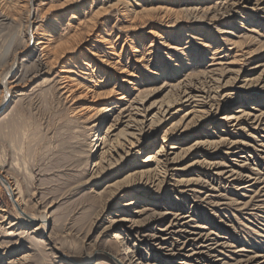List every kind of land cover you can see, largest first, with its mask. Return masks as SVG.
Returning <instances> with one entry per match:
<instances>
[{"label": "rangeland", "instance_id": "1", "mask_svg": "<svg viewBox=\"0 0 264 264\" xmlns=\"http://www.w3.org/2000/svg\"><path fill=\"white\" fill-rule=\"evenodd\" d=\"M41 1L0 0V10L3 9L5 14L4 19H0V171L12 184L19 185L23 207L27 211L49 216L50 229L46 232L39 229L34 233L37 225L19 226L17 233L20 235H7L4 229L17 218L18 211L0 181V208L7 209L10 216L0 222V264H112L110 260L99 258L96 251L101 248L120 253L125 245L132 251L138 250L136 237L128 231L131 222L120 221L122 218L138 221V230L159 231L174 219L176 206L187 208L185 213L198 211V215L190 212L191 216L183 221H190L192 227L198 225L199 230L211 234L222 244L223 241L227 243V247L219 248L220 256L214 258L216 264H233L257 254L262 256L252 264L264 262V0H246L233 10L221 9L229 0H122L128 3L123 5L129 6L126 13L122 5L110 7L116 3L114 0H70V3L67 0H43L44 4L39 6ZM168 6L174 13L163 19L160 16ZM76 7L78 12L74 11ZM188 7L208 10V17L199 18V14L194 16L180 11ZM178 10L180 12H176ZM80 19L86 22L75 28ZM41 23L43 29L57 28L54 33L57 40L71 36L79 39L73 42L75 48L66 58L80 52L91 57L98 54L104 56L103 59H116L115 67L121 69L109 76L102 74L93 63L86 66L79 60L71 68L81 82L80 89L73 94H63V90L50 80L55 73L35 74L34 61L39 51L31 54L30 49L36 41L31 40L30 44L28 41ZM101 30L113 40L118 56L109 54L113 50H108L107 55L101 52L105 46H101L96 36ZM164 41L165 45L172 43L180 48L179 57L184 59L189 54V59L180 64L182 68L178 75L164 74L149 79L156 74V66L161 62L176 63L178 56L174 52L170 54L172 58H166L169 50ZM28 46L31 48L26 50ZM236 54L243 55L241 60L231 63ZM221 56H226L223 65L217 64ZM15 57L19 64L15 82L18 85L7 92L3 84L16 71L12 64ZM239 69H242L240 74ZM206 75L220 78L221 83L216 90L219 96L212 91L214 99L205 98L208 105L203 109L212 111L209 110V116L204 118L195 111L180 124L189 123L187 131L165 132L172 123L193 110L192 105L174 103L165 119L157 123L152 132L148 130L142 136L143 145L135 147L126 156L125 148L120 149L119 154L125 158L109 164L111 157L116 161L120 155L103 154V151H109L116 138L123 142L126 132L133 130L126 126L129 118L125 115L117 118L120 106L116 107L115 113H109L110 117L102 126L91 129L93 123L85 119L80 110L94 100L102 101L96 97L94 89L119 90L118 84L123 78L137 84L140 80L138 87L142 96L137 105L152 110L153 119L159 118V108L175 97L179 82L199 83L198 80ZM198 85L201 88L202 85ZM87 87L91 90L85 91ZM83 90L87 93L81 97ZM226 93L230 95L221 98ZM137 95L135 90L131 99ZM241 110L248 116L237 125H234L236 121L226 123L221 119L238 115ZM198 142L203 144L196 151L193 148ZM160 146L164 147L161 154ZM231 146L234 148L230 149ZM190 148L192 151L189 152ZM168 152H174L176 155L173 153L171 158L177 159L169 167L163 166L161 172L169 170V183L188 181L181 188L192 192L187 193L184 202L181 197H176L173 184L157 188L147 183L148 178L153 179L154 169L160 171L161 167L145 160ZM213 162L243 173L241 180L238 177L233 182L226 175L211 182L207 166ZM140 172L147 173L140 177L143 175ZM119 186L124 188L113 197ZM155 195L159 196L157 203L149 201ZM135 196L143 197V202L138 204L146 209L142 215L133 213L134 208L128 205ZM200 197L206 203L201 201L203 204L194 210ZM168 211L172 214L166 215L168 218L161 225L151 223L146 226L153 215ZM116 234H120L125 243H119ZM187 235L191 236L190 233ZM41 240L45 242L41 243ZM54 246L59 250L52 249ZM54 252H62L67 258L58 257ZM93 252L97 260L83 261ZM72 257L81 260L75 261ZM164 257L160 264H177L182 256ZM145 258L146 263L160 260L148 255Z\"/></svg>", "mask_w": 264, "mask_h": 264}, {"label": "bare ground", "instance_id": "2", "mask_svg": "<svg viewBox=\"0 0 264 264\" xmlns=\"http://www.w3.org/2000/svg\"><path fill=\"white\" fill-rule=\"evenodd\" d=\"M33 1H35V0H33ZM114 1H116V3L112 4L110 6L111 8L114 6H117V5L118 6L122 5L121 8H123L124 12L129 10L128 5H126V6L123 5V4H128L127 2L123 3L122 0H114ZM67 2L70 3V0H67ZM71 2H72V0H71ZM242 2H246V0H229L228 4H226V5L224 4L221 9H224V7H225L226 10L227 9L233 10L236 7V5L241 4ZM42 4H44L43 0L40 2L39 6H41ZM2 6H4V5H2ZM171 6L165 7V9H163V14H161V16L159 14V16L161 18L165 19L170 13H174V10L171 8ZM77 7H78V5H77ZM77 7L74 9L75 12L79 11L77 9ZM219 8H220V6H219ZM180 11H185V12H188V14L191 13L193 15L199 14L200 15V16H198L199 18L206 17L208 15V12H209L208 10H202L201 11L200 9L191 8V7L181 8ZM180 11L178 10L176 12H180ZM124 12H122V14ZM135 14H136V16H138L137 13H135ZM4 15L5 14L3 12V9L0 10V19H2L4 17ZM94 15H95V13H94ZM95 16H94V18H95ZM97 16H99V13ZM159 16H157V17H159ZM73 17L76 18L77 16L73 15ZM133 18H134V15H133ZM92 19H93V17H92ZM177 20L178 19H176L175 21H177ZM78 21H77L78 22L77 25L74 26L75 28L82 26L83 25L82 22H86V21H82L81 19ZM29 22L30 21H28L27 23H29ZM32 23H35V21H33ZM29 25H31V23ZM92 25H94V23H92ZM43 27H44V25L41 23L36 28L35 32L30 35L28 43L31 40L32 41L35 40L36 43L34 46H32V47H34L33 49H30L31 47L28 46V48H26V50L30 49L32 52L31 54L35 53V51H36V53H37V51H39L38 56H37L36 60L34 61L35 62L34 63L35 64V74L36 75H39V74L51 75V74L55 73L54 78H52V79L49 78V79L53 81V84H55V83L57 84L60 91L63 90V94L64 93L73 94L76 90L80 89L81 82L79 81V78L76 77V75L74 74L75 72L71 68L72 64H74L73 66H75L77 64V62H79V60L81 62L83 61L84 62L83 64L86 66H90V64L93 63L95 66H98V68L102 72V74L109 75V76L112 75L113 73L117 74L118 70L121 69L120 67H115V64L117 63L116 59L114 61H111V59L113 60V58H109V57L107 58L106 56L105 57L107 59H105V58L103 59L104 56L100 57L98 54L97 55L94 54L96 56L91 57V56L85 55L83 52H80V53H76L74 56H72V58H70V57L66 58L67 57L66 55L74 50L75 47H74L73 42L75 40H77L78 38H76L75 36H71V37H68V39H65L62 41L57 40V39H55V36H54L55 35L54 33H56V30H57L56 27L52 26V28H46V29H43ZM92 30H93V28H92ZM89 31H90V29H89ZM94 33H96V32H94ZM155 33L157 34V32H155ZM152 34H154V32ZM96 36L99 38L101 46H105V48L101 52H104L105 55H107L106 53L110 52L108 50H113L109 54H115L116 55L117 50H116L115 46L113 45V43H114L113 40L110 39L111 40L110 41L106 37V36H109L108 33H105V31L104 32L103 31L97 32ZM159 37H161V36L159 35ZM163 44L166 47V49L169 50L166 53L167 59L172 58V56L170 55L171 52H174L177 55L178 54L177 52L180 51V48L174 47L172 45V43H167V45H165V41H164ZM30 50H28V51H30ZM220 51H222V50H219V52ZM186 55H187V58H184V59H182L181 57H179L177 55L178 57L175 60L176 63L168 64L165 62H163V63L161 62L158 66H156V69H157L155 71L156 74L151 75L149 77V79L159 78L160 76H163L164 74L168 75L170 77H173L174 75H178L180 72L179 70L182 68V66L180 64L181 63L185 64V60L189 59V57H188L189 54H186ZM116 56H118V55H116ZM240 56H243V55L236 54L234 57V61H232L231 63H234L237 60H241ZM225 57L221 56L220 58H218L219 61L217 64L223 65L222 62H223V60H226ZM143 59H144V57H143ZM138 60H139V58H138ZM138 60H135V61L139 62L140 60L139 61ZM172 61H174V60H172ZM141 62H143V61H141ZM12 64H13V70H16V71H13L12 74L10 73L11 75L9 76L8 79H6L7 81L3 84L4 88H5L4 90H7V92L10 90H13V88L18 85V84H15V82L18 78L17 74L19 72V64L17 65V58L16 57L14 58V62ZM211 65H215V64H211ZM57 67L58 68L60 67V68L58 70L54 71ZM109 68H112V69H114V71L115 70L116 71L115 72L113 70L111 71V70H109ZM241 71H242V69H239L238 74H240ZM122 72L123 71H121V73ZM208 78H210V80ZM219 79L220 78H215L214 76L206 75V76L201 77L200 80H198L199 83H196V82L193 83V81H190V82L189 81H186V82L181 81V82H179L177 85V91H176L175 97L172 100H170L169 103L166 104V106H162L159 108L158 114H161L159 118L156 117V118L151 119L152 110H150L149 108L141 109L140 107H138L139 105H137V104H139L141 102L139 99H140V96H142V91L138 87L140 80L138 81V84H137V82L132 81V80L127 79V78L121 79L120 82L121 83L126 82L130 85H125V84L120 83V84H118L119 90H115V88L107 90V91L106 90L105 91H98L99 90L98 88H97V90L94 89V93L97 94L96 97H98V99L100 98L102 101L94 100L91 105L83 107L80 111H82V114L85 115L84 116L85 119H88V121L93 123L92 128H91V129H93V127L102 126L104 121L110 117L109 113L110 112L115 113L116 107L120 106L121 110L119 111L117 118H122V115H125L124 117L129 118V120H127V122H126V126H127V128L133 130V132H129V133L126 132L127 137L124 139L123 142H122V140L120 141V139H117V138L115 141L113 140V143H111L112 145L110 147V150L109 151H107V150L103 151V154H106L107 152H109L113 156V152H114V154H117L119 156L120 155L119 150L120 149L122 150V148H125L124 154L126 156V155L130 154L131 151L135 147H140L141 145H143L142 136L144 134H146L148 132V130L153 131V129H155L157 127V123H159L160 121L162 122L165 119V115L167 113H169V108L171 106H173L174 103L175 104L181 103L182 105H183V103H185V104L192 105L193 110L190 112V114H188L189 113L188 112L187 113L188 116H186V117L184 116L180 121H177L176 123H172L171 128L169 127V130H166L165 132L170 131L172 133H175L176 131L180 130L181 133H183L184 131H187L189 123H187L185 126H184V124L180 126V124H182V122L184 120L188 119L190 117V115L192 113H194L195 111L197 113H201L202 116L205 118L211 111L210 109H209L210 111L203 109V106L207 107V105H208V101H206L205 98L214 99L213 96L211 95L212 91H215L216 94H218V91H216V90H218L221 87V83H219V81H220ZM100 83H101V81H100ZM198 84L202 85L201 88L199 87ZM207 87H209V89ZM206 88H207V90H206ZM88 89L91 90V88L87 87L85 89V91H90ZM120 90H123V91L120 92ZM135 90L138 91V95L136 96V98L131 99V96L134 94ZM97 92H99V93H97ZM83 93H87V92H84V90H83L81 93V97H82ZM7 95H8V93H7ZM229 95H230L229 93H226L221 98H223L224 96H229ZM218 96H219V94H218ZM212 105H214V104L212 103ZM219 105H221V101H219ZM126 113H127V116H126ZM238 113H240V114L235 115V116H224L221 119L226 120L225 121L226 123H231L233 121H236V123L234 125H237L238 124L237 122L242 120L244 117L248 116V114L245 113L244 110H241ZM219 120L220 119H218L217 122ZM147 124H149L148 125L149 128L146 130ZM207 143H210V142H207ZM202 144L203 143H200V142L196 143L195 148H193V149L197 151L199 148H201L200 145H202ZM208 146H210V145H208ZM163 148H164L163 146L159 147V149H160L159 154L164 152ZM173 148H175V147H172V149ZM233 148H234V146L230 147V149H233ZM191 149L192 148H190L189 152L192 151ZM173 153L168 152V153H164L163 155L157 154L158 156H150V157H148V159L145 160V161H150V162H156L159 165V167H161L160 171L158 170V168L154 169V171H156L155 173L152 171L155 175H153V179L148 178L147 183L150 182V183L154 184V186H156L157 188L158 187L162 188L163 185L166 186V185H172L173 184V183H169V181L171 179L167 180L170 177L169 176L170 173H168L169 170L166 169V171H164L163 173L161 172V170L163 169V166L169 167V165L173 161H175V159H177L175 157L171 158V155ZM123 156L124 155H122V156L120 155L118 157L119 159H116V161L115 160L112 161L113 158L111 157L109 164H113L115 162L118 163L119 160L121 161V160H123V158H125V156L124 157ZM207 169H208V173L211 172V175H209V176H211L209 178L211 180V182H215L216 180L221 179V178L223 179V176H226V175H228V177H230L229 178V179H231L230 181L234 182V180H236L238 177L241 180V178L243 176V173H238L235 169L231 168V166L221 164L219 162L209 163L207 166ZM150 170H152V169H150ZM147 172H150V171H147ZM147 172H144V173L140 172L141 174H143V175H140V177H144V175H146ZM149 174H148V176H149ZM0 175L2 176L1 171H0ZM138 175H139V173H138ZM236 175H238V176L236 177ZM3 178L6 180V183H5L6 191H8L10 196L14 198L15 207L18 211L17 218H15L14 221H11L8 228L4 229V232L7 235H12V234L20 235L19 233H17L19 226H25V228H29L33 225H37L35 227L34 233H37V231L39 229H42V232H46V230H49L50 229L49 228V225H50L49 216L48 215L43 216V215H37V214L35 215L32 212L27 211L26 207L25 208L23 207L24 200L22 199V191H21L20 187H18L19 185L15 186L14 184H12L7 179V177L6 178L3 177ZM172 180H175V179H172ZM187 184H188V181L187 182L178 181V182H175V184H173L174 185L173 191L175 192V194H177L176 197L177 198L181 197L182 201L185 200V197H187L186 196L187 193L191 191L189 189L186 190L184 188H181ZM123 188H124V186H119L117 188V191H115L114 195H112V196L113 197L117 196V194H119V192H121V190ZM210 195H211V193H210ZM112 196H110V197H112ZM144 196H146V195H144ZM201 197L196 200L198 202L195 203V205L193 206L194 210H196L195 209L196 207L197 208L199 207L201 201L205 202L203 199H201ZM141 198H143V197L142 196L141 197L135 196L134 199L128 204L129 206H131V208L132 207L134 208L133 213H137L138 215H142L146 210V209H142L141 205H138V204L143 202V200ZM158 200H159V196L155 195V196H152L149 201L157 203ZM201 204H203V203H201ZM216 205H217V203H216ZM176 207L177 208H176V212L174 214V219L170 222V224L166 225L165 227L163 226L162 228H160L159 231L157 229L151 230V232H150V230H144V231L138 230L137 228L140 225L137 223L138 221H133L132 219H129L128 217L122 218L120 221L131 222V224L128 225V231L131 232L136 237L137 244H135V245L138 246V250L132 251L129 247H127L125 245L124 249L120 253L117 252L114 254V252L113 253L108 252L105 249L102 250L100 248L96 251L98 253L97 255H99L98 257L105 259V260H110V262L112 264H160V262H162L164 255L165 256L166 255H169V256H175V255L177 256L178 255V257L179 256L180 257L182 256V257L180 258L181 261H179L177 264H216L217 262H215V261H217V260L214 258L216 256H220V255H218V253H220V250H221V249L219 250V248L220 247H227L226 246L227 243L224 244V241H223V244H222V243H220V240L212 238L210 236L211 234L204 233L203 230H199L200 226L197 225V226L192 227L190 225V221L189 222L183 221V219H185L186 217L191 216L190 212L198 215V213H197L198 211L192 210L188 213H185V209H187V208L179 207V206H176ZM189 209H191V206ZM169 214H172V213L170 211H168V212H164L161 214L157 213L156 215H153L152 219L147 223L146 226H149L151 223H158L161 225L163 223L164 219L168 218V216H166V215H169ZM192 217H191V219H193ZM9 218H10V216H9V213H7V209L0 208V219H1L0 222L3 223L6 220H8ZM177 226H179V228L175 229ZM189 228H190V230H189ZM204 228H206V227L204 226ZM189 233L191 236L187 235ZM21 234H23V233L21 232ZM48 237H50V235ZM115 238L118 240V242L122 241V243H125V240H123V238L121 237L120 234H116ZM50 241H51V239H50ZM40 242L43 243L45 241L41 240ZM119 243H121V242H119ZM1 245L2 244H0V248H1ZM52 249H58V248H56V246H54V248L52 247ZM167 251H169L168 252L169 254L167 253ZM54 253L56 255L58 254V257H62L64 254L62 252H54ZM124 254H126V255H124ZM145 254L148 256L154 257L157 260L158 259H160V260H158L159 262L157 261L158 263H146L143 261V260H147V258H145V256H146ZM94 256H96V254L94 252L90 253L85 258H83V261H85L87 263H92V261L97 260L94 258ZM261 256L262 255L257 254V255L252 256V257L250 256V258H248V259L242 258L233 264H252L256 261V259L258 257H261ZM72 259L75 261L81 260V259H76L74 257H72ZM164 259H165V257H164ZM261 264H264V262H262Z\"/></svg>", "mask_w": 264, "mask_h": 264}, {"label": "water", "instance_id": "3", "mask_svg": "<svg viewBox=\"0 0 264 264\" xmlns=\"http://www.w3.org/2000/svg\"><path fill=\"white\" fill-rule=\"evenodd\" d=\"M0 181H1V184L2 185H5V183H6V181H5V179L0 175ZM10 198L13 200V203H14V199H13V197H11L10 196ZM64 257H66L65 255H63ZM67 258V257H66Z\"/></svg>", "mask_w": 264, "mask_h": 264}]
</instances>
